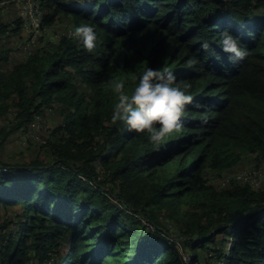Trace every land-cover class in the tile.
Returning a JSON list of instances; mask_svg holds the SVG:
<instances>
[{
  "label": "trees",
  "instance_id": "1",
  "mask_svg": "<svg viewBox=\"0 0 264 264\" xmlns=\"http://www.w3.org/2000/svg\"><path fill=\"white\" fill-rule=\"evenodd\" d=\"M41 5L44 25L93 23L99 38L88 51L74 35L54 44L43 34L23 58L22 18L0 16V148L36 114L62 116L51 114L56 124L39 143L47 162L0 160V264H201L218 236L220 264H264V180L257 190L222 184L228 171L264 163V0ZM223 29L241 38L243 60L219 46ZM146 63L170 67L194 97L183 132L160 146L111 120L108 80L127 77L130 89ZM159 215L178 222L195 251L188 260L142 220L161 224Z\"/></svg>",
  "mask_w": 264,
  "mask_h": 264
},
{
  "label": "clouds",
  "instance_id": "2",
  "mask_svg": "<svg viewBox=\"0 0 264 264\" xmlns=\"http://www.w3.org/2000/svg\"><path fill=\"white\" fill-rule=\"evenodd\" d=\"M70 31L88 51L96 48L99 33L95 24L82 22L72 25ZM48 40L59 43V37L52 32L48 33ZM218 43L229 53L231 61L243 60L248 54L241 38L228 29L219 33ZM200 47L208 50V39H204ZM198 60L199 56L189 59L188 64ZM127 80V77L108 80L116 95L111 109L112 121H123L129 131L144 134L147 141L156 146L162 145L169 135L183 132L186 110L194 102L190 83L179 82L176 73L167 65L157 68L147 63L131 76L134 83L130 89L126 88Z\"/></svg>",
  "mask_w": 264,
  "mask_h": 264
},
{
  "label": "built area",
  "instance_id": "3",
  "mask_svg": "<svg viewBox=\"0 0 264 264\" xmlns=\"http://www.w3.org/2000/svg\"><path fill=\"white\" fill-rule=\"evenodd\" d=\"M20 16L22 18L23 40L20 44V56L25 58L32 55L39 46L43 34L54 33L58 37L72 36L66 27L46 26L43 24V9L41 0H0V16L7 20H13ZM4 39H0V51L4 48ZM11 113L9 118H11ZM51 131V124L46 121L42 114H36L32 120L21 128V141L28 144L29 141L45 143L46 135ZM3 169H6L5 167ZM264 180V163L254 167H243L228 171L222 178V184L239 182L249 185L253 189H259ZM118 202L117 198H113ZM137 215V214H136ZM144 221V219H142ZM146 223V221H145ZM150 227V223H146Z\"/></svg>",
  "mask_w": 264,
  "mask_h": 264
},
{
  "label": "crops",
  "instance_id": "4",
  "mask_svg": "<svg viewBox=\"0 0 264 264\" xmlns=\"http://www.w3.org/2000/svg\"><path fill=\"white\" fill-rule=\"evenodd\" d=\"M43 117L46 121L55 126L56 123L50 114V111L46 110ZM31 144L33 143L28 145L22 143L21 129L19 131L14 130L13 132H10L1 145L0 160L9 163V166L15 165L16 168H20L31 160L41 159L44 162H47L50 159L51 153L49 149L46 150L45 147H39V143L37 145L36 142L34 145Z\"/></svg>",
  "mask_w": 264,
  "mask_h": 264
},
{
  "label": "rangeland",
  "instance_id": "5",
  "mask_svg": "<svg viewBox=\"0 0 264 264\" xmlns=\"http://www.w3.org/2000/svg\"><path fill=\"white\" fill-rule=\"evenodd\" d=\"M62 24H66V22H61ZM58 25L55 26L56 28H61L63 25ZM17 51V50H16ZM50 114L52 115H57L58 119L61 120L62 116L59 115L58 113H53L50 111ZM0 152H1V148H0ZM1 157V156H0ZM142 218L146 221V223H150V225H152V227H156L158 228L160 231H164L169 237L170 240L175 242L176 245L179 247V250L181 251V254L183 255V259L184 260H188L190 258V256L195 252L194 250H191L189 248H185V240H186V235L182 233V231L180 230L179 226H178V222L174 219L171 218H167L164 216H158V220L160 221L161 224H156L153 225L152 222H149L145 217L142 216ZM1 222V220H0ZM17 222L14 219H11V221L9 222V228L13 229L16 228ZM149 226V225H148ZM163 226V227H162ZM1 228V227H0ZM223 240L224 237H217V239H215L213 242H210L208 244V247L202 249V253H203V258L201 259L202 263L201 264H206L205 261L207 260L208 264H220L221 258L220 256H218V253H216V251L211 250V247L215 248V249H220L221 247H224L223 244ZM227 244V243H226ZM195 254V253H194Z\"/></svg>",
  "mask_w": 264,
  "mask_h": 264
}]
</instances>
